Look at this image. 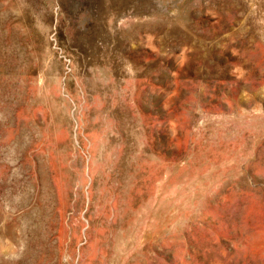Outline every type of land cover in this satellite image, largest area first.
<instances>
[{
  "label": "rangeland",
  "instance_id": "rangeland-1",
  "mask_svg": "<svg viewBox=\"0 0 264 264\" xmlns=\"http://www.w3.org/2000/svg\"><path fill=\"white\" fill-rule=\"evenodd\" d=\"M0 264H264V0H0Z\"/></svg>",
  "mask_w": 264,
  "mask_h": 264
}]
</instances>
